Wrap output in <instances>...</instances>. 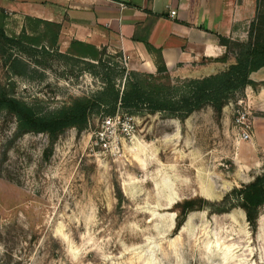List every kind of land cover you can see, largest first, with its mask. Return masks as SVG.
I'll return each instance as SVG.
<instances>
[{
  "label": "rangeland",
  "instance_id": "obj_1",
  "mask_svg": "<svg viewBox=\"0 0 264 264\" xmlns=\"http://www.w3.org/2000/svg\"><path fill=\"white\" fill-rule=\"evenodd\" d=\"M5 30L18 34L20 20ZM68 46L59 38V52ZM103 58L130 70L118 53ZM3 61L0 85L41 113L102 88L79 62L54 60L20 76ZM236 100L220 114L205 106L184 120L135 115V139L117 155L92 145L111 116L103 111L54 141L15 137V119L0 112V264H264V205L255 228L241 206L220 205L264 173V132L238 140Z\"/></svg>",
  "mask_w": 264,
  "mask_h": 264
},
{
  "label": "trees",
  "instance_id": "obj_2",
  "mask_svg": "<svg viewBox=\"0 0 264 264\" xmlns=\"http://www.w3.org/2000/svg\"><path fill=\"white\" fill-rule=\"evenodd\" d=\"M8 14L0 8V58L14 75L26 76L38 69H50L52 62L73 61L102 82V88L86 97L72 98L55 110L41 113L35 105L28 104L7 93L0 85V112L15 119V137L28 133L47 134L51 141L69 128L83 129L89 116L103 111L113 116L117 111L135 116L162 114L167 118L184 120L205 106L218 114L233 96L248 85H257L250 74L264 67V0H255V16L247 29L246 41L219 36L226 47L225 61L229 56L234 63L225 70L200 79H175L172 81L164 64L161 50L155 49L144 38L142 41L154 56L156 74L125 68L110 67L104 61L106 49L72 40L66 53L58 50L61 25L45 20L25 17L18 34H7ZM241 206L247 221L255 228L258 209L264 205V173L239 189H234L221 202ZM229 208H222V212ZM183 214L180 219H183ZM178 221L177 227L180 226Z\"/></svg>",
  "mask_w": 264,
  "mask_h": 264
},
{
  "label": "crops",
  "instance_id": "obj_3",
  "mask_svg": "<svg viewBox=\"0 0 264 264\" xmlns=\"http://www.w3.org/2000/svg\"><path fill=\"white\" fill-rule=\"evenodd\" d=\"M10 19L32 17L61 25L60 38L120 54L130 70L156 74L143 39L161 50L172 79H200L234 63L219 36L246 41L255 0H0ZM174 12V14H172ZM257 86L237 94L252 113L253 135L264 132V67ZM253 138V137H252Z\"/></svg>",
  "mask_w": 264,
  "mask_h": 264
},
{
  "label": "built area",
  "instance_id": "obj_4",
  "mask_svg": "<svg viewBox=\"0 0 264 264\" xmlns=\"http://www.w3.org/2000/svg\"><path fill=\"white\" fill-rule=\"evenodd\" d=\"M231 109L233 126L236 129L238 140L241 142L251 141L254 127L252 113L248 106L242 100L237 99L231 105ZM135 126V118L131 115L116 113L113 116L103 117L93 134L92 145L100 153L117 155L122 142H133L135 139Z\"/></svg>",
  "mask_w": 264,
  "mask_h": 264
}]
</instances>
